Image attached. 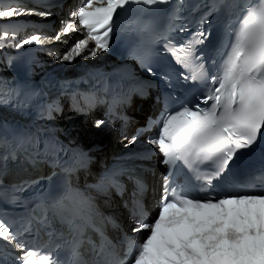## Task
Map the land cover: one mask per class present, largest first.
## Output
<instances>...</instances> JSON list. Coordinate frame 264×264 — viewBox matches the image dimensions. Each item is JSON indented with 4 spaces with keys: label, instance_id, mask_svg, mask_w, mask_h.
I'll use <instances>...</instances> for the list:
<instances>
[{
    "label": "snow or ice",
    "instance_id": "1",
    "mask_svg": "<svg viewBox=\"0 0 264 264\" xmlns=\"http://www.w3.org/2000/svg\"><path fill=\"white\" fill-rule=\"evenodd\" d=\"M168 3L169 0H83L78 8L68 12L67 18L61 19L59 30L49 34L41 26L29 25L20 18L39 16L47 19L53 15L52 11H38L18 2H0V50L15 49L21 57L27 55L29 63L34 62L32 50L48 51L54 60L70 64L77 59L87 60L110 51L121 13H131L134 6L139 7V12L128 21L130 30L139 37L138 44L130 52L131 59L137 61L148 75H155L152 66V58L156 55L154 46L162 43L164 52L177 65L191 72V75L181 74L185 81H207L209 85L198 103L185 102L176 110H169L166 98L165 106L154 122L157 131L148 136L147 143L162 157L160 163L166 168L154 217L145 219L142 196L146 185L133 170L114 167L91 186L105 194L115 189L118 195H123L127 187L118 177L125 175L133 185L130 199L124 202V207L135 223L131 231L140 239L129 244L127 260L119 259L114 250H109L111 241L102 228L104 221L113 227L119 225L111 217H102L93 198L73 185L70 177L76 167L62 165L58 157L61 151H72L75 155V149L59 145L51 151L46 150L41 157L36 149L39 143L36 136L14 135L8 139L0 135V149H8L0 152V175L4 173L8 159H16L20 151L26 153V158L33 165L43 159L54 167H61L65 174L55 193L50 189L40 190L36 197L40 216L30 214L31 218L22 230H15L12 223L0 218V249H14L15 264H59L54 254L46 253L26 239V235L32 232L33 220L41 225H50V216L62 225L64 231L57 235L71 248L76 258L74 264H264V191L231 190L207 194L213 182L230 170L238 158L237 154L251 150L264 132V0L245 5L235 26H229L220 48L222 61L216 74L210 78L201 62L203 56L196 55L197 47L210 35L203 26L210 22L209 17L220 7L233 9L236 5L212 0L209 10L200 18L198 30L189 39L177 43L172 33L187 30L186 26L174 23L180 19L183 0H179L170 15L166 30H157L151 20L141 19L145 12L155 11L156 6ZM45 7L50 9L54 5ZM29 27L34 30L26 34ZM22 33L25 34L22 36ZM72 33H78L79 38L62 54L46 48L47 45L66 42L65 37ZM25 48L28 53L23 51ZM13 59L15 57L8 58L9 64ZM162 79L170 82L171 78L164 75ZM140 94L145 93L141 91ZM19 95L18 87H7L6 81L0 83V104L22 107ZM73 100L74 110L81 113L92 110L99 103L96 90L77 92ZM59 110L56 102L44 104L40 115L50 118L52 112ZM120 118L128 122L127 117ZM106 122L97 120L94 127L100 129ZM146 131L151 132V127L137 130L138 135ZM138 135L131 139L125 137L126 146L134 144ZM29 146L33 148L32 153H28ZM137 158L150 157L140 155ZM205 165H211V170L201 172ZM182 167L202 183L201 190L205 195H193L187 182H177L176 177ZM252 179H264V170ZM38 183L21 182L13 185L12 191L24 192ZM16 199L18 197H13L12 202ZM90 231L101 237L99 245L92 241ZM52 234L49 233L50 236ZM84 243L91 246L93 255L90 260L80 259L78 249ZM111 247L115 248L114 245Z\"/></svg>",
    "mask_w": 264,
    "mask_h": 264
},
{
    "label": "bare ground",
    "instance_id": "2",
    "mask_svg": "<svg viewBox=\"0 0 264 264\" xmlns=\"http://www.w3.org/2000/svg\"><path fill=\"white\" fill-rule=\"evenodd\" d=\"M62 2H61V4H66V3H68V2H72V1H74V0H61ZM65 46H66V43H64V42H60L59 44H58V46H57V48L58 49H60V50H65ZM46 57H50V55L49 54H46L45 55ZM78 124H79V127H80V129H81V131H79L78 132V135H76L75 137H80L81 136V134L82 133H84V130H83V126H84V124H82L81 122H78ZM81 126H82V128H81ZM81 133V134H80ZM82 141H84V140H82ZM107 142H108V138L107 137H104V139H103V141L101 142V143H98V145H99V148H98V154L97 153H92L91 154V156L94 158V159H97L100 155H104V151L106 150V147H107ZM100 154V155H99ZM93 165H94V163H93ZM92 169H94V167L92 166ZM157 168L155 167H153V170H156Z\"/></svg>",
    "mask_w": 264,
    "mask_h": 264
},
{
    "label": "rangeland",
    "instance_id": "3",
    "mask_svg": "<svg viewBox=\"0 0 264 264\" xmlns=\"http://www.w3.org/2000/svg\"><path fill=\"white\" fill-rule=\"evenodd\" d=\"M108 142H110L109 140H108ZM108 145V144H107ZM158 168V167H157Z\"/></svg>",
    "mask_w": 264,
    "mask_h": 264
}]
</instances>
